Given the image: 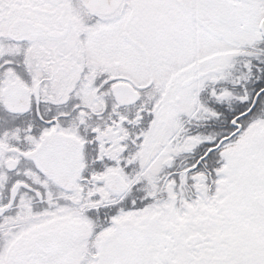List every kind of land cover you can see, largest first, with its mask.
Instances as JSON below:
<instances>
[{
    "label": "snow or ice",
    "instance_id": "obj_1",
    "mask_svg": "<svg viewBox=\"0 0 264 264\" xmlns=\"http://www.w3.org/2000/svg\"><path fill=\"white\" fill-rule=\"evenodd\" d=\"M0 264H264V0H0Z\"/></svg>",
    "mask_w": 264,
    "mask_h": 264
}]
</instances>
